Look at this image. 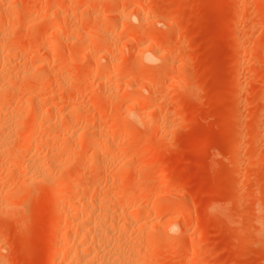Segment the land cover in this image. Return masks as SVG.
<instances>
[{"label":"rangeland","instance_id":"rangeland-1","mask_svg":"<svg viewBox=\"0 0 264 264\" xmlns=\"http://www.w3.org/2000/svg\"><path fill=\"white\" fill-rule=\"evenodd\" d=\"M0 72V264H264V0H0Z\"/></svg>","mask_w":264,"mask_h":264},{"label":"bare ground","instance_id":"bare-ground-1","mask_svg":"<svg viewBox=\"0 0 264 264\" xmlns=\"http://www.w3.org/2000/svg\"><path fill=\"white\" fill-rule=\"evenodd\" d=\"M15 51V50H14ZM144 58H146V61H147V63H149L150 65H153L155 62H156V58L154 59L153 57H151L150 55H149V53H148V55L146 56L145 55V57ZM72 60V59H71ZM146 63V64H147ZM155 65H157V64H155ZM153 68V67H152ZM11 72V71H10ZM10 72L8 73V75H7V73H3V72H0V81H1V83H3L2 81H5L6 80V77L8 76H12V74L11 75H9L10 74ZM12 73V72H11ZM19 73V72H18ZM18 73L17 74H14L15 76H17L18 75ZM7 75V76H6ZM19 76V75H18ZM17 76V77H18ZM22 76H23V74H22ZM0 83V91L3 89V86L5 87V85H4V83H3V85ZM27 85V84H26ZM156 86V85H155ZM157 86H159V84L157 85ZM27 87V86H26ZM14 90V89H13ZM9 91V90H8ZM15 93V92H14ZM10 96V95H9ZM8 96V97H9ZM26 99H28V97L26 98ZM10 107V106H9ZM10 111H11V109H10ZM47 111V110H46ZM15 112V111H14ZM44 112L45 111H43L42 112V114L44 115ZM11 113H13V112H11ZM47 113V112H46ZM45 113V114H46ZM14 114V113H13ZM18 114H19V112H18ZM17 116V115H16ZM11 117V116H10ZM10 119V118H9ZM15 120V119H14ZM3 121V120H2ZM30 121V120H29ZM15 122V121H14ZM33 122V121H32ZM31 122V124H33ZM35 122V121H34ZM15 124V123H14ZM6 127V129H7V127H10V126H6V124H4L3 122H1L0 123V128H2V127ZM11 128V127H10ZM4 129V128H3ZM6 129H4V130H6ZM9 129V128H8ZM7 129V130H8ZM12 129V128H11ZM11 133V131L9 132V134ZM7 134V133H6ZM8 134V135H9ZM5 136V134L3 135V137ZM3 137H1L0 138V142H3V148H4V146L5 145H7L5 142H7V141H5L4 139H6V138H4L3 139ZM24 137V136H23ZM26 137V136H25ZM6 140H8L9 141V139H6ZM22 140H24L23 142H25V140H27V139H22ZM27 142V141H26ZM6 147V146H5ZM0 148H2V146L0 145ZM5 149V148H4ZM1 150V149H0ZM3 150V149H2ZM3 152H1V154H2ZM5 155V154H4ZM38 164V163H37ZM33 165V164H32ZM37 168V167H36ZM8 169V168H7ZM8 173V172H7ZM10 173V172H9ZM84 173V172H83ZM82 174V173H81ZM81 174H79V176L81 175ZM83 177V176H82ZM82 177H80V178H82ZM95 185V184H94ZM90 190H91V188H90ZM93 191V190H92ZM91 192V191H90ZM109 198V197H108ZM108 200V199H107ZM107 200L105 201V202H107ZM110 201V200H109ZM101 205V204H100ZM7 206V205H6ZM94 206H96V205H94ZM93 206V207H94ZM103 206V205H102ZM102 206H100V207H102ZM92 207V208H93ZM105 207V206H104ZM99 209V208H98ZM104 209V208H103ZM103 209L102 208H100V211L102 210L103 211ZM92 210V209H91ZM106 210V211H105ZM81 211V210H80ZM87 211V210H86ZM94 211V210H93ZM104 211H105V213H103V212H99L100 214H98V215H95L96 217H94V218H90L89 220H87V222H86V220L84 221L85 222V224H84V227H82L83 225H81L82 224V222H80V220H82L83 219V213H85V212H83V213H80L78 216H77V219L79 220V223L78 224H80V225H77V226H81V227H79L80 229H81V235L82 236H84V238H86L87 236H89V234H91L92 233V235H91V237L92 238H94V240H92L91 238V240L92 241H95L96 240V243H97V241L98 242H100L98 245H96V246H99V247H101V250H100V254L96 257V256H92L93 257V259L91 260V259H89L90 257V251H85L83 248H82V251L83 252H81V255L79 254V252L77 251V250H79V248L78 247H80V245L78 246V247H75V248H77L76 249V251L78 252V254L80 255V257L79 256H76L77 254H74V256H76L75 258L77 259V258H81L80 259V261H83L82 262V264H128V262L127 261H125L124 259H125V257L123 258V255L125 256V254H124V252L122 253L121 251H119V248H120V246H116L117 248H118V250H117V248L115 249H113L111 246H110V248H108L109 247V245L107 246V242H108V239H109V241H111L110 239L114 236L113 234L114 233H118L119 231V229H120V227L122 226V225H120V224H122V223H120L119 225L120 226H118V232L114 229V228H112L114 225L112 224V223H110L109 221V219H108V217L110 218L112 215H114V214H112V213H109L111 216H108V217H106L107 219H108V222L109 223H107L106 221V218H105V214H107L108 215V213H106L107 212V207H105V209H104ZM92 212V211H91ZM98 212V211H97ZM89 214H90V212H89ZM88 216V215H87ZM85 217V216H84ZM89 217V216H88ZM114 218H115V216H114ZM111 219V218H110ZM106 220V221H105ZM112 220H113V218H112ZM116 220V219H115ZM114 220V222L113 223H116L117 224V221H119V220H117V221H115ZM83 222V223H84ZM107 223V225L108 224H112L111 226V228H107L106 226V223ZM112 222V221H111ZM127 223V222H126ZM123 224H125V223H123ZM126 225V224H125ZM86 226V227H85ZM109 226V225H108ZM114 227H116V226H114ZM122 228V227H121ZM110 229L112 230V229H114L115 231L113 232V236H111V235H109V231H110ZM121 230V229H120ZM77 232V231H76ZM78 232H80V231H78ZM77 232V233H78ZM111 232V233H112ZM79 235H80V233H79ZM118 235V234H117ZM76 236V235H75ZM108 236H109V238H108ZM110 236H111V238H110ZM119 236H121V235H119ZM74 237V236H73ZM90 237V236H89ZM115 237L117 238V236H114V239H115ZM83 238V237H82ZM83 238V239H84ZM80 240V239H79ZM88 240V239H87ZM113 240V239H112ZM119 240V239H118ZM117 240V241H118ZM86 241V239L84 240V242ZM91 241V242H92ZM107 241V242H106ZM116 241V242H117ZM88 242V241H87ZM113 242H115V241H113ZM124 242V241H123ZM101 243H103V244H101ZM109 244H110V242H108ZM89 244V243H88ZM87 244V245H88ZM91 244V243H90ZM86 245V246H87ZM95 244H93V246H94ZM111 245V244H110ZM120 245V244H119ZM122 245H124V244H122ZM134 245V244H133ZM132 245V246H133ZM95 246V247H96ZM127 246H128V244H127ZM136 246V245H135ZM88 247V246H87ZM98 247V248H99ZM123 247V246H122ZM126 247V246H125ZM125 247H124V249H125ZM75 248H73V249H75ZM93 248V247H92ZM91 248V249H92ZM97 248V247H96ZM112 248V249H111ZM135 248V247H134ZM133 248V249H134ZM70 249V248H69ZM73 249H72V251H73ZM81 249V248H80ZM94 249V248H93ZM133 249H130L131 251H133ZM138 249V248H137ZM137 249H134V251H135V254L137 253ZM71 250V249H70ZM90 250V249H89ZM98 251H99V249H97ZM75 251V250H74ZM94 252L96 251V249L95 250H93ZM97 251V252H98ZM134 251H133V253H134ZM139 251V250H138ZM71 253V251H68V253ZM128 252V251H127ZM130 252V251H129ZM70 253H69V255H70ZM75 253V252H74ZM92 253V252H91ZM139 253V252H138ZM98 254V253H97ZM128 254H130V253H128ZM134 254V255H135ZM73 254L71 253V256H72ZM94 257H96L95 258V260L96 259H98L97 261L98 262H96L95 260H94ZM132 257H134L133 255H132ZM136 257V256H135ZM139 259V258H138ZM130 260H132V259H130ZM137 260V259H136ZM77 261V260H76ZM79 261V260H78ZM80 261L79 262H77V264H80ZM96 262V263H95ZM136 262V261H135ZM133 263V262H132ZM67 264H69V263H67ZM70 264H73V263H71L70 262ZM129 264H130V262H129Z\"/></svg>","mask_w":264,"mask_h":264}]
</instances>
